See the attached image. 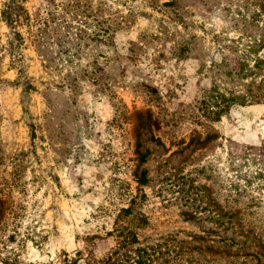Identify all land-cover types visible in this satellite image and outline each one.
<instances>
[{"label":"rangeland","instance_id":"1","mask_svg":"<svg viewBox=\"0 0 264 264\" xmlns=\"http://www.w3.org/2000/svg\"><path fill=\"white\" fill-rule=\"evenodd\" d=\"M263 5L0 0V264H264Z\"/></svg>","mask_w":264,"mask_h":264},{"label":"trees","instance_id":"2","mask_svg":"<svg viewBox=\"0 0 264 264\" xmlns=\"http://www.w3.org/2000/svg\"><path fill=\"white\" fill-rule=\"evenodd\" d=\"M264 9V5H263ZM3 20L7 23V25L12 29V34L14 35V39H21L20 33L16 30V27L21 23V21L28 20V15L20 4L6 5L5 8L1 11ZM56 10L47 12V17L44 18L42 24L45 25V28H40L36 35H33L32 42L35 45H38L39 49L43 46L42 42L44 38L49 37L53 34L57 33V28H53V30L48 28V25L52 20L56 17ZM59 26V25H58ZM13 44V49H15L18 45L11 42ZM29 86H26L28 88ZM223 101H226L223 100ZM222 101V102H223ZM221 105V104H220ZM215 106V105H214ZM219 110V112L223 111V106H215ZM142 178L138 179L140 184H144L146 182L145 171L141 172ZM129 208H126L125 211L129 212ZM141 225H144L145 221L141 220ZM118 237L120 238L119 245L117 248L113 249L110 254L106 257V259L95 260L92 264H145V261H150L151 258H157V254L161 251V246H158V249L154 246H137L135 248H129V250L120 253L119 250L125 248L127 245L138 243L136 238V234L134 231H129V229L122 228L119 231ZM70 262L69 264H71Z\"/></svg>","mask_w":264,"mask_h":264}]
</instances>
